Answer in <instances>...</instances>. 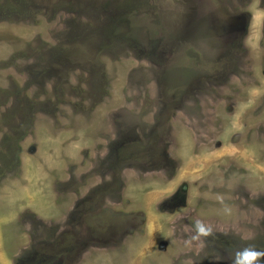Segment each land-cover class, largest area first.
Instances as JSON below:
<instances>
[{"label":"rangeland","instance_id":"1","mask_svg":"<svg viewBox=\"0 0 264 264\" xmlns=\"http://www.w3.org/2000/svg\"><path fill=\"white\" fill-rule=\"evenodd\" d=\"M31 260L264 264V0H0V264Z\"/></svg>","mask_w":264,"mask_h":264},{"label":"clouds","instance_id":"2","mask_svg":"<svg viewBox=\"0 0 264 264\" xmlns=\"http://www.w3.org/2000/svg\"><path fill=\"white\" fill-rule=\"evenodd\" d=\"M256 255L257 254L255 252H246L245 253L246 258L249 260H254L256 258Z\"/></svg>","mask_w":264,"mask_h":264},{"label":"flooded vegetation","instance_id":"3","mask_svg":"<svg viewBox=\"0 0 264 264\" xmlns=\"http://www.w3.org/2000/svg\"><path fill=\"white\" fill-rule=\"evenodd\" d=\"M121 149H116V152H115V154H117V155H123V154H125L124 152H122V153H120V152H118V151H120ZM31 262H32V264H34V261L33 260H31Z\"/></svg>","mask_w":264,"mask_h":264},{"label":"bare ground","instance_id":"4","mask_svg":"<svg viewBox=\"0 0 264 264\" xmlns=\"http://www.w3.org/2000/svg\"><path fill=\"white\" fill-rule=\"evenodd\" d=\"M150 94V93H149ZM73 189V188H72ZM66 203V202H65ZM61 205V204H60ZM94 210V209H93ZM121 233V232H120ZM114 241V240H113Z\"/></svg>","mask_w":264,"mask_h":264}]
</instances>
